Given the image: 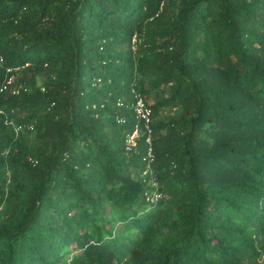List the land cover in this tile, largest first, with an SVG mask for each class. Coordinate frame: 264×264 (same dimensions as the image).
<instances>
[{"label": "trees", "instance_id": "obj_1", "mask_svg": "<svg viewBox=\"0 0 264 264\" xmlns=\"http://www.w3.org/2000/svg\"><path fill=\"white\" fill-rule=\"evenodd\" d=\"M0 54V264H264V0H0Z\"/></svg>", "mask_w": 264, "mask_h": 264}, {"label": "built area", "instance_id": "obj_2", "mask_svg": "<svg viewBox=\"0 0 264 264\" xmlns=\"http://www.w3.org/2000/svg\"><path fill=\"white\" fill-rule=\"evenodd\" d=\"M135 40H136V37L133 38V41ZM0 61H3L2 54H0ZM13 67H16V66L8 67V70L13 69ZM133 92H134V97H135L134 103H133L135 114L138 120L141 121V123L137 124L131 132L127 133L125 137V148L128 151L136 150L138 148L140 128L143 126L148 131V136H147L148 149L144 157L147 163H146V167L143 170L142 174L144 177H146L149 172H152L150 176L151 181L153 185L156 186L157 180L155 178V175L153 174V163H152L155 160V152L152 146V139H151V131H152L151 123L153 120V108L149 104L147 97L141 91L133 88ZM118 103L122 105L124 103V100L120 99ZM120 120L125 121L126 118L124 116H121ZM145 195H146L147 200L154 203V202H157L161 197H163L164 193L162 190H160L156 186L152 189L146 190Z\"/></svg>", "mask_w": 264, "mask_h": 264}, {"label": "rangeland", "instance_id": "obj_3", "mask_svg": "<svg viewBox=\"0 0 264 264\" xmlns=\"http://www.w3.org/2000/svg\"><path fill=\"white\" fill-rule=\"evenodd\" d=\"M149 99H150L151 101H153V99H155V94L152 93V94L150 95ZM166 113H167V111H165V109L162 108V113H161V114H166Z\"/></svg>", "mask_w": 264, "mask_h": 264}]
</instances>
